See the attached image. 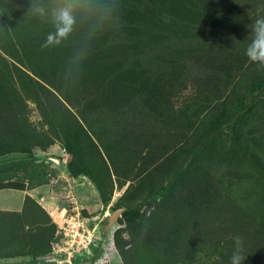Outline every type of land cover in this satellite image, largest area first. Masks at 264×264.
Instances as JSON below:
<instances>
[{
	"label": "trees",
	"instance_id": "obj_1",
	"mask_svg": "<svg viewBox=\"0 0 264 264\" xmlns=\"http://www.w3.org/2000/svg\"><path fill=\"white\" fill-rule=\"evenodd\" d=\"M67 5L72 31L43 47ZM260 18L264 0H0V157L60 143L104 203L137 181L122 264H230L237 237L244 264H264V65L245 55ZM18 159L0 189L51 182L16 178ZM58 228L27 194L0 209V259L38 261Z\"/></svg>",
	"mask_w": 264,
	"mask_h": 264
},
{
	"label": "rangeland",
	"instance_id": "obj_2",
	"mask_svg": "<svg viewBox=\"0 0 264 264\" xmlns=\"http://www.w3.org/2000/svg\"><path fill=\"white\" fill-rule=\"evenodd\" d=\"M192 92L193 91L191 90V88L187 89L181 94V97L186 100L188 96L193 94ZM30 106L31 118L33 119V121H35L37 125H40L42 117L36 107V104L34 102H30ZM17 154L18 153H8L0 157V163L11 162V159L19 161L18 158H25L27 162L25 166H23V164H18L21 165L23 168H20V166L18 168H15V171H11L14 173L16 178H21L30 181V179H28L26 175H35L34 178H36V175H38V179H40V181H49L50 179L56 178L57 183L61 185L62 188L60 190H57L56 193L55 191L52 192V194L57 195V197L56 203L52 207L51 215L54 221L59 223L58 226L61 225V221L63 218H65V216L66 219H64V224L66 226H69V228H71L70 224H73L74 220H85L87 224L89 222L88 226L91 231V235L95 239L96 244L95 246H91L89 249L86 248L88 249L86 253L79 255L77 259L78 263L122 264V257L120 256L118 249L115 245L114 233L120 226L124 225V211L118 215V217L115 219L111 226L107 228V225L110 222L111 216L117 209L121 207L127 208L126 205H120L121 202H124L122 200V196L129 186H136L137 181H129L121 189L116 186L111 200L109 202L104 203L101 200V196L98 194L97 189L94 188L92 184V187L89 184L87 185L88 188H77V192L72 193V190L70 188L72 187L74 191H76V179L70 174L67 168V162L69 159H71L72 154L69 155L60 143H56L52 149L48 148L47 150H44L38 148L35 150V154H33L32 156L26 155L21 157L16 156ZM89 187L92 190H89ZM46 209L48 210V208ZM84 209L87 210L88 214L84 212ZM73 245L74 241L71 239L63 240L55 244L56 247L54 250L56 254L54 255V257L56 259L53 260V262L62 264L65 260L68 261L72 256L71 254H73ZM97 245V248L100 249V252L97 257L94 258L93 251L95 250V247ZM64 252L68 254L67 258ZM86 255H88V260L85 259ZM216 256L217 255L213 256V259H216ZM209 260L210 259H207L205 261ZM33 262L34 260L32 258L31 260L13 259L9 261H0V264H27ZM39 264L45 263L39 262Z\"/></svg>",
	"mask_w": 264,
	"mask_h": 264
},
{
	"label": "clouds",
	"instance_id": "obj_3",
	"mask_svg": "<svg viewBox=\"0 0 264 264\" xmlns=\"http://www.w3.org/2000/svg\"><path fill=\"white\" fill-rule=\"evenodd\" d=\"M54 15L57 21L56 32L55 34H52V33L48 34L47 41L43 45V47H48L54 44L58 45L62 38H67L68 34L72 31V27L75 23L72 5H67L65 7L58 9L54 13ZM245 55L249 58V60L260 63L261 65H264V18L257 19L255 21V24L252 26L251 39H250V43L247 45L245 49ZM59 229H60V225H59V228L56 234V239L52 242L53 244L52 252L54 251L56 242L60 238ZM97 247L98 246H96L95 249ZM94 251H93V254H95ZM52 252L48 253L47 255L51 254ZM243 252H244V249L242 246V242L240 238L237 237L236 247L231 256L230 264H244L246 257L243 255ZM45 256L39 258L38 261L44 263V261H42L41 259H43ZM75 260L78 263V260L77 259Z\"/></svg>",
	"mask_w": 264,
	"mask_h": 264
},
{
	"label": "crops",
	"instance_id": "obj_4",
	"mask_svg": "<svg viewBox=\"0 0 264 264\" xmlns=\"http://www.w3.org/2000/svg\"><path fill=\"white\" fill-rule=\"evenodd\" d=\"M54 145L51 146L49 149H52L54 147ZM68 154L70 155L71 153L68 152ZM73 177H75V179H76V181H75L76 191H74V189L71 187L70 189L72 190V193L77 192V188L87 187V185L92 184V182L89 181V179L84 175L73 176ZM27 183H29V181H27ZM92 185H91V187H92ZM61 188H62L61 185L59 183H57V179L55 178V179H52L50 183L39 184V185H35L33 187H30V188L28 187L26 190L13 189V188L0 189V209L22 210L24 207V202H25V198H26L27 194H31L36 199H38V201L40 203H42L43 206L48 208L50 213H52L51 210H52V207L56 203V197H57V195H53L52 192L55 191V193H56L57 190H60ZM94 188H95V186H94ZM89 190H92V189L89 187ZM13 259L14 260L15 259H30L31 260V257H29V256L13 257V258L5 259V260L0 259V261H9V260H13ZM27 264H39V261H34L33 263H27Z\"/></svg>",
	"mask_w": 264,
	"mask_h": 264
},
{
	"label": "built area",
	"instance_id": "obj_5",
	"mask_svg": "<svg viewBox=\"0 0 264 264\" xmlns=\"http://www.w3.org/2000/svg\"><path fill=\"white\" fill-rule=\"evenodd\" d=\"M79 217H81V216H79ZM64 219H66V216L61 221V225H60V229H59L60 238L56 242V244L58 242L63 241V240L71 239L74 241V245L72 246L73 254H71L72 255L71 258L68 261L65 260L62 264H64V263L79 264L76 262L75 259H78L80 254L86 253L91 246H95L96 242H95L94 237L91 235V231H90L89 226H88L89 222L87 224V222L85 220H80V219L74 220L73 224H70L71 228H69V226H66L64 224ZM55 247H54V249H55ZM86 248H88V249H86ZM53 253L45 256L41 260L44 261L45 264H47V263L48 264H60V263L53 262V260L56 259L54 257V255L56 254L55 250ZM64 254L66 255V258H67L68 254L66 252H64ZM86 257H88V255H86L85 258Z\"/></svg>",
	"mask_w": 264,
	"mask_h": 264
},
{
	"label": "water",
	"instance_id": "obj_6",
	"mask_svg": "<svg viewBox=\"0 0 264 264\" xmlns=\"http://www.w3.org/2000/svg\"><path fill=\"white\" fill-rule=\"evenodd\" d=\"M127 208L121 207L117 209L114 214L110 218V222L107 225V228L112 225V223L115 221V219L118 217L119 214H121L123 211H125Z\"/></svg>",
	"mask_w": 264,
	"mask_h": 264
}]
</instances>
